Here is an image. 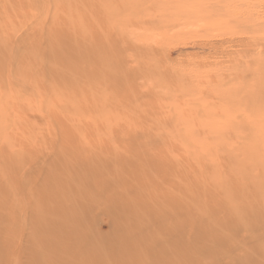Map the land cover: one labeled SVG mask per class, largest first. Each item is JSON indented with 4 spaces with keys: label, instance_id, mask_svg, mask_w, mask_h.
Returning <instances> with one entry per match:
<instances>
[{
    "label": "rangeland",
    "instance_id": "1",
    "mask_svg": "<svg viewBox=\"0 0 264 264\" xmlns=\"http://www.w3.org/2000/svg\"><path fill=\"white\" fill-rule=\"evenodd\" d=\"M173 1L152 35L133 0H0L1 264L61 238L79 264H264V56L226 47L264 0Z\"/></svg>",
    "mask_w": 264,
    "mask_h": 264
},
{
    "label": "bare ground",
    "instance_id": "2",
    "mask_svg": "<svg viewBox=\"0 0 264 264\" xmlns=\"http://www.w3.org/2000/svg\"><path fill=\"white\" fill-rule=\"evenodd\" d=\"M167 1V2H166ZM248 2V1H247ZM174 1L173 0H165L164 4H163V8L162 9H157L156 11H152V5L149 4L148 0H133L132 2V7H133V15H132V21H133V27L134 28H139L141 30H143L145 33H149L152 35H158L161 34L163 32V23H166V21L170 20L172 22H179L178 24L182 23V19L178 18L179 16H171L166 14V10L173 7L174 5ZM246 3V2H245ZM166 5V6H165ZM246 5V4H245ZM262 6V5H261ZM264 7V5H263ZM192 8V7H191ZM199 8V7H198ZM237 9V8H236ZM198 11V10H197ZM201 11V10H200ZM202 12V11H201ZM175 14V13H174ZM243 18V17H242ZM230 19V18H229ZM244 19V18H243ZM152 20L156 21V24H152ZM241 21V20H240ZM239 21V22H240ZM251 21H253L254 24H256V22H260L263 26H264V13L262 14H258V16L256 18H252L249 19L247 21V23H251L252 27L255 26ZM167 24V23H166ZM258 28L261 25H257ZM175 28V26H174ZM264 29V28H263ZM258 32V31H257ZM250 33H253L250 31ZM251 36H247V35H240V37L237 36H233V37H229V39L231 40H227L228 42H226V44H229L226 47H234V46H246V48H250L249 51H255L256 53L253 54V58L256 60H260L261 56H264V36L263 38L260 36H252L253 34H249ZM231 36V35H230ZM27 40V39H25ZM18 42V41H17ZM26 43V41H25ZM211 44V43H210ZM221 45H223L221 43ZM221 50H224V45L220 47ZM201 49V48H200ZM203 49V48H202ZM207 49V48H206ZM211 49V48H209ZM201 52V51H200ZM248 52V51H247ZM246 52V53H247ZM98 52H96L95 54H97ZM99 55V53H98ZM236 55L238 57H240V53H236ZM94 57V56H93ZM89 59V58H86ZM93 59V58H91ZM90 59V60H91ZM97 59V58H96ZM95 59V61H96ZM94 60V59H93ZM92 60V61H93ZM263 62L262 64L257 67L256 69H254L252 71V74H256V75H260V73L264 72V57L261 59ZM18 61V60H17ZM16 61V62H17ZM88 61V60H86ZM100 61V60H99ZM19 62V61H18ZM87 63V62H86ZM95 64V63H94ZM98 70V69H97ZM99 71V70H98ZM259 71V72H258ZM97 72V71H96ZM27 77V76H26ZM21 83V80H20ZM96 83V82H95ZM101 84H103L101 82ZM111 84V83H110ZM94 86V85H93ZM106 86V85H105ZM113 87V86H112ZM116 87V86H115ZM91 89V88H89ZM260 89V88H259ZM100 90V88H99ZM82 91H83V87H82ZM98 91V89H97ZM85 92V90L83 91ZM94 92V91H93ZM261 91L258 90V93H260ZM76 93V92H75ZM77 94V93H76ZM78 96V95H76ZM61 97V96H60ZM258 96H254V97H249L246 98V100L248 101H254ZM259 100V99H258ZM102 102V101H101ZM262 102H264V100L262 99ZM83 103L85 105V108H92V102H90L89 100H83ZM98 103V102H97ZM239 103V102H238ZM246 104H250L249 102H247ZM98 105V104H97ZM108 105V103L106 102V106ZM74 106V105H73ZM100 106V103H99ZM70 107V106H69ZM3 108V107H2ZM72 108V107H71ZM69 108V109H71ZM74 108V107H73ZM72 108V109H73ZM98 108V107H97ZM104 108V107H103ZM80 109V108H79ZM96 110V108H94ZM101 109V108H99ZM99 109H97L96 111H98ZM83 111V110H80ZM121 116V115H120ZM63 122V121H62ZM251 130V129H250ZM29 143V142H28ZM72 186V185H71ZM1 187V186H0ZM2 189L4 187H1ZM187 192V191H186ZM191 196V195H190ZM177 198L181 197V194L176 193ZM81 198V197H80ZM83 198V197H82ZM189 198V197H188ZM176 199V198H175ZM82 201V199H81ZM69 202V201H68ZM71 202V201H70ZM182 203V202H180ZM82 204V203H81ZM66 206V205H65ZM193 206V205H192ZM196 206V205H195ZM73 208H81L80 205V201L73 200L72 201V206ZM71 210V209H70ZM185 210V209H184ZM72 211V210H71ZM190 211V210H189ZM79 212V211H78ZM77 212V213H78ZM82 212V211H81ZM84 212V211H83ZM186 212V211H185ZM192 215V214H191ZM190 216V215H189ZM33 223V221H32ZM58 223V222H57ZM146 224V223H145ZM203 229V228H202ZM33 230V228H32ZM196 230V228H195ZM47 236V235H46ZM60 236V235H59ZM57 236V237H59ZM167 238V237H166ZM151 240V239H150ZM52 241V240H51ZM50 241V242H51ZM64 239H60V240H53L50 244H49V248H46L45 251H33V248H25L22 251H19L18 254H16V256L14 255L13 260L9 263V264H33V262L36 264H44V262H48V260L52 261L51 258H49L50 256L54 259V261L56 262V264H79V259L81 258V254L77 253V252H73L70 249L65 248L66 245L64 244ZM159 242V241H158ZM202 242V241H201ZM148 240H145V243L143 242V244H147ZM160 245V243H157ZM151 245V244H150ZM149 248V247H148ZM147 248V249H148ZM169 251H171L169 248H167ZM176 250L175 252H177V248L173 249ZM180 251L184 252L182 249H179ZM84 251V250H83ZM86 251V250H85ZM146 252V251H145ZM1 254V253H0ZM95 254L97 257L100 256V254H98L97 252L93 253ZM92 256H90L91 258ZM93 258V257H92ZM192 258V257H191ZM25 260V261H24ZM1 258H0V264H1ZM22 261V262H21ZM97 262V261H96ZM105 264V263H104Z\"/></svg>",
    "mask_w": 264,
    "mask_h": 264
}]
</instances>
